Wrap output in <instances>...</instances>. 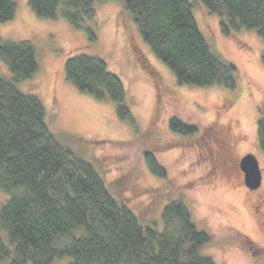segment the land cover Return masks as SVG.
<instances>
[{"label": "rangeland", "instance_id": "rangeland-1", "mask_svg": "<svg viewBox=\"0 0 264 264\" xmlns=\"http://www.w3.org/2000/svg\"><path fill=\"white\" fill-rule=\"evenodd\" d=\"M190 1L213 51L239 69L235 90L178 85L132 27L122 0H95V41L64 18H38L28 0H15V16L0 25V40L33 44L39 70L20 89L41 100L55 134L66 135L75 150L84 146L87 157L103 164L112 193L146 225L160 220L168 202L182 199L198 228L212 236L204 255L217 264H264V152L257 138L264 108V41L253 29L223 35L219 15L201 0ZM80 54L102 59L122 80L134 125L121 119L111 100H97L66 80V60ZM0 75L12 78L1 59ZM173 118L198 132H172ZM145 151L156 155L166 177L150 172ZM247 153L257 157L262 170L256 190L248 188L240 168ZM8 199L0 189V209Z\"/></svg>", "mask_w": 264, "mask_h": 264}, {"label": "trees", "instance_id": "trees-1", "mask_svg": "<svg viewBox=\"0 0 264 264\" xmlns=\"http://www.w3.org/2000/svg\"><path fill=\"white\" fill-rule=\"evenodd\" d=\"M122 2L144 45L178 85L236 89L239 69L213 51L190 0ZM201 2L219 15L223 35L253 29L264 41V0ZM28 3L38 18H64L95 41V0ZM16 10L15 0H0V25ZM127 32L131 35V29ZM0 59L12 75H0V189L9 195L0 209V264H217L202 253L213 239L198 228L189 204L170 201L160 220L146 225L139 212L112 193L103 164L87 157L84 146L75 150L66 135L51 130L41 100L19 87L39 70L31 42L0 40ZM64 70L80 92L111 100L121 119L135 124L124 84L105 61L69 56ZM169 128L184 135L198 132L176 118ZM257 138L264 152V108ZM143 156L152 174L166 177L153 152Z\"/></svg>", "mask_w": 264, "mask_h": 264}, {"label": "water", "instance_id": "water-1", "mask_svg": "<svg viewBox=\"0 0 264 264\" xmlns=\"http://www.w3.org/2000/svg\"><path fill=\"white\" fill-rule=\"evenodd\" d=\"M241 168L245 173V182L249 189L256 190L262 184V170L257 157L253 154L244 156Z\"/></svg>", "mask_w": 264, "mask_h": 264}, {"label": "flooded vegetation", "instance_id": "flooded-vegetation-1", "mask_svg": "<svg viewBox=\"0 0 264 264\" xmlns=\"http://www.w3.org/2000/svg\"><path fill=\"white\" fill-rule=\"evenodd\" d=\"M223 140H224V139H223ZM218 141L221 142V139L218 138ZM225 142H226V141L224 140V143H225ZM225 145H226V144H225ZM225 145H224V146H225ZM247 154H248V153H247ZM240 168H241V162H240ZM241 169H242V168H241ZM242 171H243V170H242Z\"/></svg>", "mask_w": 264, "mask_h": 264}]
</instances>
